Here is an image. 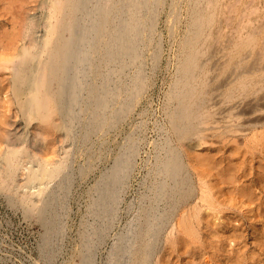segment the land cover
<instances>
[{"label":"bare ground","instance_id":"6f19581e","mask_svg":"<svg viewBox=\"0 0 264 264\" xmlns=\"http://www.w3.org/2000/svg\"><path fill=\"white\" fill-rule=\"evenodd\" d=\"M8 1L5 3L11 5L12 0ZM22 1L17 4L21 8L26 0ZM128 1L133 4L130 15L136 35L140 20L137 0ZM78 4V0H47L44 5L47 8H43L47 9L46 31L41 41L30 37L31 21L26 20V13H21V9L17 10L21 15L16 13L20 17L14 14L17 20L12 21L11 30L6 27L8 30L2 29L0 35V94L9 86L25 124L37 122L35 142L42 139L45 146L42 162L27 170L28 184H40L39 195L45 189L42 184L60 169L52 161L53 135L65 127L60 116L64 114H61L64 83L75 49L72 35L67 32L75 25ZM180 14L186 16V29L177 40L179 56L168 94L169 102L173 103L169 121L175 145L166 149L160 161L161 180L158 181L165 204L160 209L143 207L131 242L122 245L119 254L115 253L112 264H264V166L259 159L253 167L254 156L248 157L255 150L264 153V0H174L168 17L175 32ZM143 86L141 82L138 88ZM217 103L226 106L221 120L216 118L217 109L212 108ZM208 130L222 142H229L223 154H217L218 146L204 148ZM239 137L244 138L242 144L237 142ZM23 142L5 153L4 163L0 165V188H14L16 171L28 152ZM33 195V192L21 194L22 201L32 208L35 207ZM244 217L251 224V232ZM77 251L81 252L79 248ZM66 264L88 263L71 260Z\"/></svg>","mask_w":264,"mask_h":264},{"label":"rangeland","instance_id":"374dc122","mask_svg":"<svg viewBox=\"0 0 264 264\" xmlns=\"http://www.w3.org/2000/svg\"><path fill=\"white\" fill-rule=\"evenodd\" d=\"M21 1L12 0L13 7L17 6V9L10 3V7L6 4L10 1L0 0V35L2 29L14 26L12 21L17 20L14 16L20 17L21 9V13H26V20L31 21L30 37L35 36L36 42L41 41L46 31L44 19L47 9L44 11L43 8H47L44 6L47 0H26L22 6L25 9L18 6L24 2ZM173 2L137 0L140 20L135 35L130 15V5L133 4L128 0H78L75 25L71 32H67L72 35L75 49L64 83L61 113L64 116H60L65 127L53 135L52 161L60 169L52 179L42 184L45 186L42 195H39V182H27L29 166L42 162L46 155L42 139L35 142L37 122L25 124L9 86L7 94L5 90L0 94V100L4 99L0 101V114H4L0 120V136L7 133L0 137V165H3L4 155L10 147L21 146L24 140L28 147V152L21 159L22 166L16 171L14 188H0V264H66L71 260L112 264L122 245L131 242L143 207L160 209L165 204V197L160 196L161 189L158 188L160 161L166 155V149L175 145L169 121L173 103L169 102L168 94L179 56L177 40L186 29L185 14H180L177 20V31L173 29L168 17ZM91 15L98 22L94 18L90 20ZM90 41L92 44L87 45ZM82 47L88 48L89 52ZM76 63L82 65L79 67ZM75 68L80 70L77 72ZM141 82L144 86L139 89ZM224 107L225 104L219 103L212 107L221 111L215 112L216 118H220L218 120L223 119ZM243 127L248 129V126ZM208 133L204 148L218 146L220 151L217 154H223L229 148V142H222L218 136L211 135V130ZM243 140L239 137L238 144ZM255 151V154L248 153V157L254 156L253 167L257 166L259 159L264 166V153ZM23 192H33L35 207H28L22 201ZM244 218L250 231L251 224ZM78 248L81 252L77 251Z\"/></svg>","mask_w":264,"mask_h":264}]
</instances>
